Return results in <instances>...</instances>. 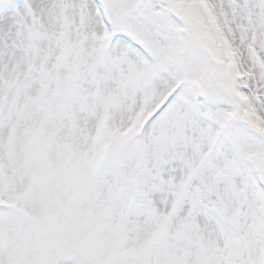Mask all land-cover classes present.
<instances>
[{
	"label": "snow or ice",
	"instance_id": "1",
	"mask_svg": "<svg viewBox=\"0 0 264 264\" xmlns=\"http://www.w3.org/2000/svg\"><path fill=\"white\" fill-rule=\"evenodd\" d=\"M0 264H264V0H0Z\"/></svg>",
	"mask_w": 264,
	"mask_h": 264
}]
</instances>
